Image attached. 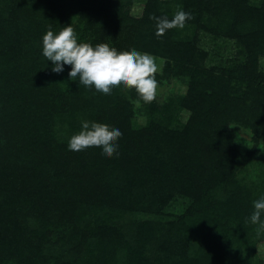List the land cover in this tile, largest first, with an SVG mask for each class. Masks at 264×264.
<instances>
[{"label": "trees", "instance_id": "16d2710c", "mask_svg": "<svg viewBox=\"0 0 264 264\" xmlns=\"http://www.w3.org/2000/svg\"><path fill=\"white\" fill-rule=\"evenodd\" d=\"M69 25L162 60L155 100L53 72L43 35ZM85 120L118 155L68 148ZM263 139L264 0H0V264H264Z\"/></svg>", "mask_w": 264, "mask_h": 264}, {"label": "clouds", "instance_id": "9594fccd", "mask_svg": "<svg viewBox=\"0 0 264 264\" xmlns=\"http://www.w3.org/2000/svg\"><path fill=\"white\" fill-rule=\"evenodd\" d=\"M191 13L178 10L171 19L167 16H150L156 23V36L162 37L171 29H183L187 21L193 19ZM42 54L47 61L52 62V71L59 74L64 71V65H70L68 73L70 80H77L86 88H93L97 92L110 95L116 87L134 89L145 103L155 100L159 71L156 58L148 53H141L135 49L118 52L107 43H100L93 47L90 43H78L74 28L64 26L58 34L49 28L42 38ZM122 136L119 129L94 121H82L81 130L74 134L68 143L72 151H82L91 147L102 148L106 157L118 155L117 140ZM254 211L250 220L258 224L257 235L264 232V197L253 202Z\"/></svg>", "mask_w": 264, "mask_h": 264}, {"label": "rangeland", "instance_id": "374dc122", "mask_svg": "<svg viewBox=\"0 0 264 264\" xmlns=\"http://www.w3.org/2000/svg\"><path fill=\"white\" fill-rule=\"evenodd\" d=\"M156 62H157L158 67L160 69L161 64H162V60H157ZM162 93L163 92H161L160 99H162V97H163L162 96ZM235 130L237 132V140L241 143V145H243V146L249 145V143H250V137H251L250 131L247 130V129H245V128H243V127H239V126H235ZM262 142L264 143V139H263ZM260 153L262 155L264 154V144L262 145V149H261ZM261 250H264V248L261 247L260 248V251ZM260 253H262V251Z\"/></svg>", "mask_w": 264, "mask_h": 264}]
</instances>
